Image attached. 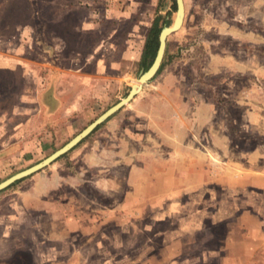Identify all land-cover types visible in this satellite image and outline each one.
Segmentation results:
<instances>
[{"label":"rangeland","instance_id":"obj_1","mask_svg":"<svg viewBox=\"0 0 264 264\" xmlns=\"http://www.w3.org/2000/svg\"><path fill=\"white\" fill-rule=\"evenodd\" d=\"M183 3L159 72L0 190V264H264V0ZM167 13L176 2L0 0V182L128 94Z\"/></svg>","mask_w":264,"mask_h":264},{"label":"water","instance_id":"obj_2","mask_svg":"<svg viewBox=\"0 0 264 264\" xmlns=\"http://www.w3.org/2000/svg\"><path fill=\"white\" fill-rule=\"evenodd\" d=\"M177 5V14L170 26L164 27L160 34H159V46L157 49L156 56L151 64V66L145 72H142L137 79L138 84H133L131 86L130 91L128 94L118 101L116 104L109 107L106 111H104L100 116H98L94 121L88 124L83 130H81L78 134H76L72 139H70L67 143H65L62 147L48 155L43 160L39 161L38 163L21 170L12 176L8 177L7 179L0 182V190L7 187L8 185L12 184L13 182L28 176L38 170H41L43 167L51 164L57 158L62 156L64 153L69 151L73 148L76 144H78L82 139L88 136L99 124L105 121L108 117L113 115L117 110H119L124 104L128 103L134 96L137 94L143 85L147 84V82L153 78L156 74L157 70L159 69L162 58L164 56L165 47H166V38L172 32L178 30L182 24L183 16H184V3L183 0H176Z\"/></svg>","mask_w":264,"mask_h":264},{"label":"trees","instance_id":"obj_3","mask_svg":"<svg viewBox=\"0 0 264 264\" xmlns=\"http://www.w3.org/2000/svg\"><path fill=\"white\" fill-rule=\"evenodd\" d=\"M172 1L175 4L176 0H172ZM170 24H171V20L169 13H167L165 16L156 15L152 20L151 26L145 38L143 51L139 62L143 72L148 70V68L151 66L156 56L157 49L159 46V34L161 30L164 27L169 26ZM161 67H162V63L159 69L157 70V72H159Z\"/></svg>","mask_w":264,"mask_h":264},{"label":"bare ground","instance_id":"obj_4","mask_svg":"<svg viewBox=\"0 0 264 264\" xmlns=\"http://www.w3.org/2000/svg\"><path fill=\"white\" fill-rule=\"evenodd\" d=\"M134 84H138V82H135Z\"/></svg>","mask_w":264,"mask_h":264}]
</instances>
